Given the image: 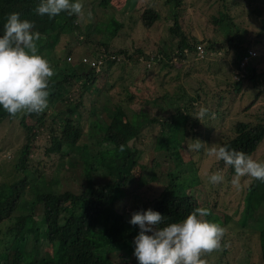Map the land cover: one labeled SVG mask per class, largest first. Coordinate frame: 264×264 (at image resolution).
<instances>
[{"label":"rangeland","instance_id":"374dc122","mask_svg":"<svg viewBox=\"0 0 264 264\" xmlns=\"http://www.w3.org/2000/svg\"><path fill=\"white\" fill-rule=\"evenodd\" d=\"M97 1L81 0L84 6V16L83 18L77 17V23L82 32H85L88 24L98 25L100 29H103L110 18L119 24L116 30L109 35L110 40L107 43V49L110 52L122 50L124 54L117 53L119 55L112 58L115 63L107 68V74L104 73L105 64L94 68L89 66V59L83 57L79 59L83 54H89V50L95 49L89 40L104 39L101 31H91L88 38L79 37L74 42H71L69 34H63L54 44L52 51L43 41L38 44V47L41 45L38 54L47 59L55 70L56 75L52 81L61 79L65 73L68 74L67 72H58V68L67 67L66 62L74 65V63H82L85 60V66L93 70L95 80L89 86L92 93L97 88V94L92 107L87 100V92H81L82 83L79 79L76 81L69 80V85L65 88L62 86L63 91H65L63 96L71 101L70 104L64 100H55L49 102L51 106L46 109L50 116L55 117L53 118L54 125H52L55 128L61 126L60 118L67 115L74 118L75 121H79L81 124L79 143L94 142L101 148L100 141L104 138L109 111L115 109V105L119 104L125 112L123 115L118 113V117L120 116L122 121L125 119L128 123L138 120L141 123L139 144H136L137 149H140V153L145 154L149 150L151 153L155 141L160 138L162 126L157 122H149L148 118L153 116L157 117L158 120L164 118L162 108L158 106L159 103L155 102L158 96L164 93L172 96L186 93L187 96H193L197 87H203L204 93L207 95L204 99L207 106L211 107L217 104L218 95H214L216 91L210 92L207 89H212V87L225 89V84L229 80H234L235 72L240 71V76L243 75V72L230 66L232 50L227 48L224 52L216 47L211 49L208 47L211 42L215 44L226 43L228 39L235 36L245 48H250L255 52L252 57L255 58L254 62H258L255 65L256 70L264 71V34L261 33V26L264 25V19H261L264 18V0H175L178 4L176 10L179 9V11L176 19L173 20L168 14L169 4L166 0H111L105 8L97 5ZM146 9H155L157 12V19L149 28H144L140 20L142 12ZM88 12L92 13L90 20L87 15ZM174 26H177L178 30L183 31L188 36L193 35L192 37L195 36L196 40L201 41V51L203 52L205 49L208 60H212L207 68L205 66H196L198 70L188 68L187 64L196 63V60L191 56L182 60H177L173 56L172 61H169V66L164 68H160L157 63L152 64L148 61L154 56L164 58L157 53L158 49L165 51L168 47L173 46L169 28ZM163 38L165 39L163 40ZM63 45L71 51L70 60L67 59V56L65 57ZM136 50H139L141 55H138ZM245 62L242 61L239 66L241 67ZM177 66L185 69L186 72L183 70L178 72ZM256 90L257 87L251 86L247 80H243L242 90L237 94L234 96L231 93L222 94L218 113H214L215 119L206 117L202 122L199 121L197 125L190 128V124L187 122L185 124L183 118L179 117L177 123L179 129L172 132L175 140H179L181 143L182 149H180L179 144L177 147L176 142L174 144L161 142L159 152L156 151L152 155L146 153L147 158L153 156L156 159L158 156L160 159V164L154 170L161 180L164 179L168 170L174 171L180 166L183 168L186 167V164L196 162V167L191 166L195 173L190 172L192 180L196 182L189 183L190 175L187 173L181 177L185 182L186 192L196 198L198 207L211 210V214L205 219L216 222L227 229L222 241V245L226 244L227 247H222L220 251L204 254L202 259L205 260L206 264H263L261 240L257 234L247 229L242 234L235 231L237 223L241 220L243 197L251 178H241L239 191L232 185L234 177H229L225 173H222L224 176L222 183L212 185L208 180L211 173L219 170L211 169L215 158L207 154V149L216 147V143L221 141V137L231 132V126L236 121L255 123L257 122L256 119L264 112V89L262 88L261 95L258 96L255 103L247 106ZM80 93L83 94L82 107L73 110V103L78 100ZM192 105L199 106V109L207 107L204 106L203 101L199 100ZM245 105L246 109L243 110ZM78 113L81 114L79 118H77ZM30 123H33V120ZM49 127V118L46 117L44 126L31 132L32 141L30 142V153L25 168L27 173L21 209L29 207L28 200L34 195L47 192V189L52 191L49 178L52 169L59 164V161L50 148ZM164 129L166 130V126ZM193 140H200L201 142L203 140V143H206V151L203 148L200 151L189 150L188 146L194 142ZM25 142L24 130L18 124L17 118L7 117L0 122V182L12 183L25 174V172L15 170L14 167L20 149ZM252 157L258 161H264V140L259 144ZM66 165L73 168L69 167V171L65 172L62 170L60 177L62 179L68 178L70 182L68 187L72 191H76L78 182H81L79 178L81 165L78 161L76 163L74 157L68 158ZM145 169L139 170L137 166L134 171L135 173L148 174L150 172L149 167L147 166ZM187 169L189 170V168ZM70 173L73 175L68 176ZM135 173L133 172L134 177H137ZM31 177L37 181H31ZM145 179L147 180L145 184L147 188L141 186L138 187V190L144 191L145 196L151 193L155 195L160 190L158 180H151L148 176ZM98 182L99 179L94 180L95 184ZM136 187V183L127 184L122 189V196L125 197ZM112 192L109 190L108 194L111 195ZM111 203H108L110 207L113 205ZM257 204L259 205L252 214L255 219H259L262 210H264V199L259 200ZM31 206L33 213L38 212L41 208V204ZM224 217L225 221L223 222ZM247 222H251V219L249 218ZM255 222L254 224H256ZM7 224V220L0 222V233L4 231ZM39 228L40 242L35 246L34 258L39 259L42 256L50 258L54 247L42 241L41 237L45 235V231L43 226ZM31 244V239H29L26 243L27 250L31 249ZM133 251V238H128L119 243L103 246L97 250V253L105 264H138ZM222 253H225L224 256ZM27 261L28 259L25 258L24 262L27 263Z\"/></svg>","mask_w":264,"mask_h":264},{"label":"trees","instance_id":"16d2710c","mask_svg":"<svg viewBox=\"0 0 264 264\" xmlns=\"http://www.w3.org/2000/svg\"><path fill=\"white\" fill-rule=\"evenodd\" d=\"M110 1L98 0L97 5L105 8ZM166 2L169 4L168 14L170 18L172 20L176 19L179 11V9L176 10L177 2L175 0H166ZM38 3L39 0H0V35L3 34V25L7 16L17 12L22 19H27L34 23V31H38L41 34L40 41H43L51 51L54 44L58 42L59 37L63 34H69L71 42H74L79 37L88 38L91 31H101L104 39L95 38V41L89 40L95 46V49L89 50V54H83L79 59L83 57L87 60H92L98 54L104 55L105 74H107V68L115 63V60L109 57L118 56L119 54L117 53L124 54L122 50L110 52L107 49V43L110 40L109 35L119 26L113 18L107 20L103 29H100L98 25L88 24L85 32H82L81 27L77 23V16H68L66 13H61L55 18L49 19L47 15L40 16L36 14L35 8ZM156 19L157 12L155 9H146L140 16L144 28H149ZM261 19L263 20L264 18ZM169 32L172 36L173 46L168 47L165 51L158 49L157 53L164 58L154 56L150 59L151 61L148 59L150 63H157L160 68H164L169 66V61H172L173 56L177 60L191 56L196 60V63L187 64L188 68L198 70L196 66H205L207 68L210 65L212 60H208L205 49L199 54L198 47L201 45V41L196 40L195 36H188L183 31L178 30L177 26L170 27ZM261 33L264 34V25L261 26ZM40 41H38V44ZM226 43L215 44L211 42L208 47L211 49L216 47L223 51L227 48L232 50L233 55L230 58V66L236 69H243V75L240 76L239 71V76L237 77L236 73L233 72L234 80H229L225 84V89H215L216 87L207 89L210 92L216 91L214 95H218L217 104L211 107H208L206 101H204L207 95L204 93L203 87H197L193 96H187L186 93L173 96L164 93L158 96L155 102L159 103L158 106L162 108L164 118L160 120L154 116L148 118L149 122H157L162 126L160 138L155 141L156 143L153 145L154 148L151 153H149L150 150L145 152V154L140 153V149H137L136 144H139L141 123L138 120L128 123H126L125 119L122 121L121 117H118V113L123 115L125 112L119 104L115 105V109L113 108L112 111H109L104 138L100 141L101 148L94 142L79 143L81 124L78 120L75 121L74 118L68 115L60 118L62 123L59 128L52 126L54 125L53 118L55 117L50 116L47 110L40 115L31 114L17 118L18 124L24 130L26 142L20 149L14 167L15 170L25 172V174L12 183L0 182V222L8 221L4 231L0 233L2 238L0 240V264H105L97 253L99 248L119 243L123 239L134 238L138 234L139 228L128 223L134 212L152 209L161 213L165 217L164 223L167 224L183 220L193 209L197 208L196 198L186 192L185 182L181 178L182 175L187 173V175H190L189 183L196 182L192 180L191 175V173H195L194 168L192 169L191 166L196 167V162L193 161L191 164H186L189 170L185 166L183 168L180 166L174 171L168 170L164 179L161 180L157 177L154 170L160 164V159L158 156L156 159L153 156L147 158L146 153L152 155L156 151L159 152L158 149L164 142L169 144L176 142L177 147L179 144L180 149H182L181 143L179 140H175L172 131L179 129V125H177L179 117L183 118L185 124L186 122L189 123L190 128L198 124L199 120L195 117L199 106L192 105L197 100L203 101L204 106L208 107L210 113H218L222 94L231 93L234 96L242 90L243 80H247L251 86L257 87L255 94L247 103L248 107L253 105L258 96L261 95V88L264 89V71L259 72L256 70L255 65L258 62H254L255 58H252L244 67H240L241 59L247 56V50L245 51L247 48L235 36L228 39ZM38 48L40 51L41 45ZM63 48L65 57L67 56L70 60V49L67 50L64 45ZM136 52L141 55L139 50H136ZM65 64L67 67L58 68V72H67L68 74L65 73L61 79L53 81L49 102L64 100L67 104H70L71 101L66 96H63L65 91H63L62 86L63 88L68 86L69 80L76 81L81 79V92H87L89 97H87V100L90 103V107H92L97 94V88L93 93L90 89L92 82L95 80L93 70L86 67L83 61L78 64L74 63V65H70L67 62ZM176 69L178 72L181 70L186 72L185 69L178 66ZM82 98L83 94L80 93L78 100L73 103V110L82 107ZM245 109L246 105L243 110ZM80 115L78 113L77 118ZM7 117L9 118L8 114L0 107V122ZM46 117L49 118L50 123V148L59 161V164L52 169L51 177L49 178L52 191L47 189V192L34 195L28 200L30 203L28 204L29 207L21 209L23 187L26 183L27 173L25 168L30 153V142L32 141L31 132L44 126ZM31 120H33V123H30ZM256 121L255 123L236 121L231 126V132L221 137L222 139L219 143H216V147L228 145L232 149L252 156L259 144L264 140V112L261 113V116ZM164 126H166V130ZM203 149L206 151V143ZM70 157L76 158V163L78 161L81 165V175L79 176L81 182H78L76 191H72L68 187V183H70L68 178L62 179L60 177L62 170L64 172L69 171L71 166L68 167L66 165V160ZM137 166L139 170L148 166L150 172L148 174L135 173L134 169ZM211 169L219 170L221 174L225 173L229 177H234L235 174L234 170L227 167L223 161L217 162L215 160ZM133 172L137 177H134ZM71 175L73 174L70 173L68 176ZM146 176L151 180H158L160 190L155 195L151 193L145 196L144 191L138 190V187L141 186L147 188L145 186L147 182ZM96 179H99L97 184L94 183ZM30 180L33 182L37 181L33 180V177ZM132 183H136L137 187L129 193L130 195L122 196V189L127 184L131 185ZM109 190L113 191L111 195L108 194ZM263 199L264 183L251 178L243 197L241 220L237 223L235 231L238 234H242L247 229L257 234L261 240V258L264 264V210H262L259 219H255L252 216L259 205L257 202ZM108 203L113 204L112 207ZM34 204H41V208L36 213L32 211L31 205ZM249 218L251 222H247ZM40 226H43L45 231V235L41 237L42 241L54 247L50 258L42 256L36 259L33 255L35 246L40 242ZM29 239H31L32 244L31 249L27 250L26 243ZM224 254L222 253L223 256ZM25 258L28 259L27 263L24 262Z\"/></svg>","mask_w":264,"mask_h":264},{"label":"clouds","instance_id":"9594fccd","mask_svg":"<svg viewBox=\"0 0 264 264\" xmlns=\"http://www.w3.org/2000/svg\"><path fill=\"white\" fill-rule=\"evenodd\" d=\"M35 12L40 16L47 15L49 19L61 13L83 18L84 6L81 0H39ZM87 15L90 20L92 13ZM34 27L33 22L13 12L7 16L0 35V107L11 119L40 115L49 106L52 78L56 73L50 62L38 54L41 34L34 31ZM252 58H247L241 67ZM235 73L239 75V71ZM206 117L215 119V114L207 107H201L195 118L202 122ZM193 141L189 150L204 148L205 144L200 140ZM207 154L234 170L232 185L237 191L244 177L264 183V161L228 145L209 147ZM208 180L216 185L224 181V176L217 171L211 173ZM210 214V209L197 207L183 220L165 224V217L152 209L134 212L128 223L139 228L133 238V255L138 264H206L202 259L204 254L227 247L222 245L227 229L205 219Z\"/></svg>","mask_w":264,"mask_h":264},{"label":"built area","instance_id":"2783aa9c","mask_svg":"<svg viewBox=\"0 0 264 264\" xmlns=\"http://www.w3.org/2000/svg\"><path fill=\"white\" fill-rule=\"evenodd\" d=\"M199 52H201V47H198ZM255 52L252 49H248L247 51V56H245L243 58V60L245 61L247 58H251L252 56H254ZM114 56H110L109 58H113ZM68 59V58H67ZM83 62H85V60H83ZM105 64V57L102 54H98L97 57H95L94 59L90 60L89 62V66L90 67H94V68H98L99 66Z\"/></svg>","mask_w":264,"mask_h":264}]
</instances>
